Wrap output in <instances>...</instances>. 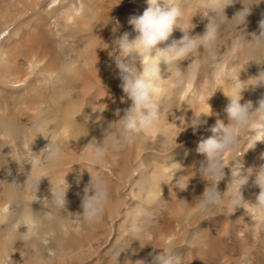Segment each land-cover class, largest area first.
<instances>
[{"label":"bare ground","instance_id":"1","mask_svg":"<svg viewBox=\"0 0 264 264\" xmlns=\"http://www.w3.org/2000/svg\"><path fill=\"white\" fill-rule=\"evenodd\" d=\"M175 3L183 10L182 20L157 48L179 41L182 30L193 25L190 35H203L213 19L221 22L220 37L176 66L158 63L159 123L134 133L123 151L108 149L94 166V145L132 104L121 87L119 52L113 54L112 41L124 34L129 41L139 36L130 21L143 15L148 0H0V264H143L149 253L167 250L170 241L176 248L174 264H264V210L256 205L261 188L254 176L242 188L244 204L235 210L228 205L204 217L196 209L206 186L199 169L207 161L198 146L219 135L212 131L218 122L230 123L226 95L264 71V47L253 43L264 21V0ZM158 5L170 7L166 0ZM244 6L251 10L237 28L234 16ZM238 45L237 59L228 65ZM159 55L157 50L141 59L133 52L122 60L140 73L143 64ZM250 59L254 61L244 67ZM201 62L183 88H168L177 68L191 73ZM226 71L234 84L224 78ZM261 99L264 84L241 91V104L251 100L257 107ZM210 108L212 115L201 114L202 122L194 128L193 116ZM253 128L244 134L240 149L224 155L225 164L239 156L225 166L218 182L225 204L234 168L243 173L264 167V121ZM57 139L62 159L40 167L43 149ZM168 168L171 177L163 174ZM41 172L49 178L41 177L36 191ZM64 174L67 204L59 211L49 199L64 183ZM98 175L110 185L111 203L101 223L87 226L78 218L83 189ZM13 190L18 199L11 198ZM32 213L54 219L39 229L21 225L16 231Z\"/></svg>","mask_w":264,"mask_h":264},{"label":"clouds","instance_id":"2","mask_svg":"<svg viewBox=\"0 0 264 264\" xmlns=\"http://www.w3.org/2000/svg\"><path fill=\"white\" fill-rule=\"evenodd\" d=\"M166 3L170 7L165 10L158 5V0H148L149 7L144 11L143 15L133 18L130 21L139 32V36L135 40L129 41L127 34H124L112 41L113 54L117 51L119 52V55L116 56V64L122 80L121 87L131 99L132 104L130 108L124 110V115L119 118L118 125L108 126L104 130L102 142L94 145L91 151V159L94 166L100 165L108 149H112L114 152L123 151L133 141L134 133L143 129L152 128L159 123L161 112L157 86L161 77L159 75L158 63L163 60L170 67L173 64L176 66L178 61L192 57L195 53H199L198 49L201 46L205 49L214 45L220 37L221 22L213 19L206 25V30L203 35H190V29L194 27L193 25L182 30L183 36L179 41H173L170 46L164 48H157L156 46L159 43L168 39L174 27L178 26L183 17V10L175 3V0H166ZM250 10L251 7L246 8L244 6L234 16L237 20V28L246 22V17ZM260 28V34L253 41L257 48L264 47V21H261ZM241 47L242 45H238L229 55L227 60L228 65H232L236 61ZM157 50H159L160 55L155 61L150 60L147 64H143V70L140 73L137 72L132 62H124L122 60V57L128 56L133 52L137 53L141 59L145 55L152 57L156 55ZM153 52H155V55L152 54ZM210 58L213 60L217 59L214 53ZM249 61L254 60H248L244 64V67ZM201 67L202 62L197 63L193 66L191 73H185V71H181L176 67L175 78L168 88L172 90L183 88L188 77L191 76L194 78ZM244 67L236 72L235 79L239 80L237 78L238 73ZM262 72L264 71H260L258 75L254 76L258 78L253 82L248 83L244 87L235 88L232 93L226 95L230 98V103L225 108V111L229 115L230 123L225 126L218 122L217 127L213 128L212 131L218 132L219 135L201 142L198 146L197 151L205 153L207 156L206 163L199 169L200 176L206 182L202 195L196 200V209L201 216L207 217L209 213L216 209L227 207L228 205H231L234 210L242 206L244 204L242 188L248 184L249 178L252 176H254V183L261 188L256 205L258 206V210H264V167L257 170L248 169L243 173L238 168H234V181L231 185L227 204H225L224 196L222 197L218 190V182L225 175V166L229 165L230 161H234L239 157L236 156L235 159L225 164V153H235L240 149L244 134H246L247 130L254 129L256 131L253 128V124L258 120L264 121V99L258 102L257 107L253 106L251 100L243 104L240 103L242 90L250 87L254 89L264 84V75H261ZM224 78L233 84L235 83L233 76L227 71L225 72ZM201 114L205 116L212 115L211 108L207 113L201 112L193 116L191 125L194 128L202 122L199 119ZM62 153L63 146L59 139L50 141L40 155V167L43 168L58 163L62 159ZM171 172L172 169L168 168L163 174L171 177ZM65 174L63 176L64 183H59L56 186V190L54 192L51 191V198L49 199L50 204L59 211L65 209L67 204L66 193L69 184L65 180ZM41 177H48V175H45L43 172L37 175L35 178L36 191ZM183 187H185V184ZM83 191L84 195L81 202L83 211L82 214H78V218L87 226L97 225L102 222L105 210L111 203L110 185L99 175L95 178L91 176L89 183L84 187ZM89 192L92 194L89 195ZM11 198L13 200L18 199L19 192L13 190ZM52 219H54L53 216L40 218L32 213L25 220H21L16 226V231H18L17 229L21 225L27 226V229L29 227L33 230L39 229L46 221L50 222ZM33 235H35V232H33ZM28 238L31 239L32 237L29 236ZM14 241H16V238H13V243ZM175 251L176 248L170 241L167 250L159 249V251L149 253L150 260L143 261V264H174L176 259L174 255Z\"/></svg>","mask_w":264,"mask_h":264},{"label":"rangeland","instance_id":"3","mask_svg":"<svg viewBox=\"0 0 264 264\" xmlns=\"http://www.w3.org/2000/svg\"><path fill=\"white\" fill-rule=\"evenodd\" d=\"M252 12H253V10H252ZM262 14H263V16H264V12H262ZM262 14H261V15H262ZM246 263H247V262L245 261L244 264H246Z\"/></svg>","mask_w":264,"mask_h":264}]
</instances>
